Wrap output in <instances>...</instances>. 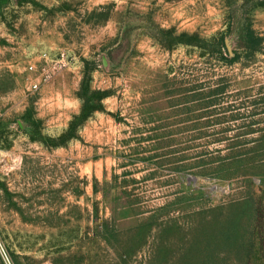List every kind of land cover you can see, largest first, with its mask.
<instances>
[{"label": "rangeland", "instance_id": "374dc122", "mask_svg": "<svg viewBox=\"0 0 264 264\" xmlns=\"http://www.w3.org/2000/svg\"><path fill=\"white\" fill-rule=\"evenodd\" d=\"M0 264H264V0H0Z\"/></svg>", "mask_w": 264, "mask_h": 264}, {"label": "built area", "instance_id": "2783aa9c", "mask_svg": "<svg viewBox=\"0 0 264 264\" xmlns=\"http://www.w3.org/2000/svg\"><path fill=\"white\" fill-rule=\"evenodd\" d=\"M30 69H31V70H34V66H30ZM33 88H34V89H37V88H38V85H37V84H34V85H33Z\"/></svg>", "mask_w": 264, "mask_h": 264}]
</instances>
